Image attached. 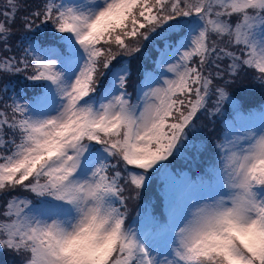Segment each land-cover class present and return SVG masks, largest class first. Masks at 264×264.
I'll list each match as a JSON object with an SVG mask.
<instances>
[{
	"label": "snow or ice",
	"instance_id": "snow-or-ice-1",
	"mask_svg": "<svg viewBox=\"0 0 264 264\" xmlns=\"http://www.w3.org/2000/svg\"><path fill=\"white\" fill-rule=\"evenodd\" d=\"M145 42L158 55L134 100L130 61L113 62ZM249 71L264 86V0H0V251L19 264H264V111L234 115L202 175L170 170ZM154 176L166 212L130 218Z\"/></svg>",
	"mask_w": 264,
	"mask_h": 264
},
{
	"label": "rangeland",
	"instance_id": "rangeland-1",
	"mask_svg": "<svg viewBox=\"0 0 264 264\" xmlns=\"http://www.w3.org/2000/svg\"><path fill=\"white\" fill-rule=\"evenodd\" d=\"M47 35H50V34L45 33V34H43V37L44 36L47 37ZM50 38H51V36H50ZM156 51H157L156 44H148L145 42V47H144L142 54H136L135 58L117 57V60L119 59L118 60L119 62L121 60H129L130 61V64H129V67L131 69L130 81L133 82L134 79L136 78V82H137V84L135 86L136 88L143 81V77H144L143 75L147 71H148L147 72L148 74H150L152 72L153 69L151 70V68H152V66H153L152 64L155 60L154 58L156 55L155 54ZM136 59L139 60V63H138L139 69L136 71V73L134 75H132L133 63H134L133 60L136 62ZM226 64H227V61H225V65ZM242 75H244V73H242L241 76ZM253 82H255V85H257L254 89H257V88L262 89L264 87V86H261L260 83H258L256 80H254ZM248 86H249V84L246 81H243V83L240 84L239 87L237 88V91L240 88H242V90H244ZM136 88H132L133 91L132 90L129 91V88H128V91L130 93H132L134 100H135V96H136ZM250 96L247 98L248 100L245 98L243 99V96L241 98H236L235 96H231L232 101L225 105L223 118L222 119L218 118L215 121V123H213L209 119H207V121L200 120V124L198 125V131L192 136V143L188 146L186 151L181 156L176 158V159H178V161L179 160L182 161V164L185 165L183 172H179L178 171L179 169H175L171 164H170V170L173 173L191 176V172L188 170V168H193V167L199 166L201 164L203 165L202 160L200 159L201 158L200 153H201V151H204V152H209V154H211V152L214 150L213 144L221 136L220 130H219V124H222L224 126V131H225L226 127H227V123H231L232 119H233V117L228 118L226 114L227 113H230V114L233 113V115H235L238 111L242 112L241 106H243L247 102H250V104H252L253 101L257 99V98H255V99L253 98V99L249 100ZM31 97H32V95H29L28 97H25V99H30ZM258 105H261V108L260 109L255 108V109H253V112H250V113L258 114L260 111H264V102L261 101V102H257L255 104V106H258ZM252 106H253V104H252ZM244 114H248V113H244ZM220 120H222V121H220ZM207 138L208 139L210 138L212 140L211 147L213 148V150H211L210 145L208 147H206L207 140H208ZM194 145H196L195 146V147H197L196 149H194V147H193ZM214 153H215V150L213 151V154ZM176 159H174V161L173 160L171 161V162H173L172 164L176 163V161H175ZM187 162H188V165H186ZM148 185H150V188L147 187V189L151 190V192L149 191V193L146 194V190H147L146 189L145 192L143 193L142 198L139 201H135L136 203L138 202V205H137L138 207L135 210V212L133 213V216H132L133 218L136 217L137 211L141 210V208L143 209V211L147 212L150 215H154V216H160L166 212L165 199H164V195H163L164 181H163L162 177L154 176L152 181H150ZM152 188H153V190H152ZM26 195H27V193H25V195L22 193L21 196H26ZM3 202H4V200L2 198H0V206H1V204H3ZM131 208H130V210H131ZM0 264H7V263L5 261L4 262L1 261ZM8 264H12L10 262V260H9Z\"/></svg>",
	"mask_w": 264,
	"mask_h": 264
},
{
	"label": "trees",
	"instance_id": "trees-1",
	"mask_svg": "<svg viewBox=\"0 0 264 264\" xmlns=\"http://www.w3.org/2000/svg\"><path fill=\"white\" fill-rule=\"evenodd\" d=\"M43 2V0H24V3L26 4V6H28L29 8H34V7H37L39 6L41 3ZM23 14V13H21ZM19 27V25H18ZM25 35V33H23L22 31H17L16 35L12 38V45H13V48H14V54L16 55H19L20 52H19V49L16 48L17 45H20L21 47L23 46L22 45V37ZM51 35H47L43 37V34H38L37 35V39H39L42 43H51L54 41L51 40L50 38ZM157 53L158 51H156V55H155V58L157 56ZM5 55H7L6 53H4ZM132 58H135L132 57ZM154 58V59H155ZM119 60V59H118ZM114 61L113 63L116 64L118 63L119 61ZM133 71H132V75H134L136 73V71L139 69V60L136 59V62L133 60ZM253 75L254 73L249 71L247 73H244V75L240 76V78L237 80V82L232 85L230 88H229V92L230 94H232L231 96H235L236 98H241L243 96V99H247L250 95V99H255L257 98L256 100L253 101V106L252 104H250V102H247L245 103L243 106H241V110L244 111V109H248V110H253V109H260L261 108V105H258V106H255V104L257 102H261L263 101L264 102V87L261 89V88H257V89H254L257 85H255V82L254 79H253ZM242 79V80H241ZM243 81H246L249 86L242 90V88H240L238 91H237V88L239 87L240 84L243 83ZM11 83L12 85L15 87L16 91L22 92L25 91L27 93H30V91H28V88L30 86V82L26 81L23 76H20V77H13L11 78ZM137 82H136V78L134 79V81H130L129 82V91L132 90V88H136ZM249 89V90H248ZM248 90V91H247ZM254 90V91H253ZM133 91V90H132ZM242 93V94H241ZM23 94V93H22ZM248 100V99H247ZM255 106V107H254ZM229 113H227L226 115L227 116H230L228 115ZM208 117L204 116V117H200V120H205L207 121ZM222 121V120H220ZM219 130H220V134H221V127H220V124H219ZM220 136V135H219ZM205 138V137H204ZM208 139V138H207ZM211 144H212V140L209 138L207 140V144H206V147H208L210 145V148L211 150H213V148L211 147ZM196 145H194V149H196L197 147H195ZM199 151V150H198ZM214 151V150H213ZM213 151L211 152V154H209V152H204V151H201L200 153V156H201V160H202V163L203 165H199V166H195L193 168H188L189 171H191V173L193 174V176L195 175V173H199V174H203L206 167L208 166L209 162H210V159L214 157L215 153L213 154ZM174 161V160H173ZM176 163L175 164H172L173 162H171L170 164L175 168V169H179L178 171L179 172H182L183 169H184V164H182V161H178V159L175 160ZM186 165H188V162L186 163ZM187 169V168H186ZM148 188H150V185H148ZM153 190V188H152ZM149 191L151 192V190H146V194L149 193ZM22 193L25 195L24 192L22 191H19L18 195H22ZM2 199L4 200L5 202V199H7V197H2ZM3 202V204H4ZM1 204V206L3 205ZM138 205V202L136 203L135 201H130L129 203V208H131L130 210V218H133V213L135 212V210L137 209V206ZM0 262H6L8 264L9 260L12 264H19V260L17 258V256H15L13 253L7 251V250H2L0 251ZM4 259V260H3Z\"/></svg>",
	"mask_w": 264,
	"mask_h": 264
}]
</instances>
